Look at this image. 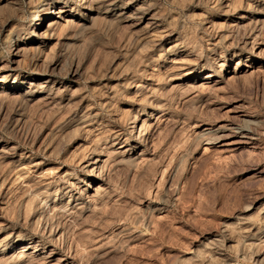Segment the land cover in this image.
I'll list each match as a JSON object with an SVG mask.
<instances>
[{"label":"rangeland","instance_id":"rangeland-1","mask_svg":"<svg viewBox=\"0 0 264 264\" xmlns=\"http://www.w3.org/2000/svg\"><path fill=\"white\" fill-rule=\"evenodd\" d=\"M0 264H264V0H0Z\"/></svg>","mask_w":264,"mask_h":264}]
</instances>
